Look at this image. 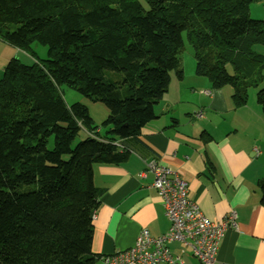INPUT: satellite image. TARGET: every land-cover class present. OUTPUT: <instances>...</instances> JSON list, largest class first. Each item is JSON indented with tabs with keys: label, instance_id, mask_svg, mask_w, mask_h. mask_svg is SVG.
Masks as SVG:
<instances>
[{
	"label": "trees",
	"instance_id": "obj_1",
	"mask_svg": "<svg viewBox=\"0 0 264 264\" xmlns=\"http://www.w3.org/2000/svg\"><path fill=\"white\" fill-rule=\"evenodd\" d=\"M263 1L0 0V40L33 59L13 58L0 79V264H93L94 165L121 163L116 140L139 135L172 75L182 81L183 36L196 74L245 106L263 82L252 46L264 44V21L249 13ZM63 85L106 105L101 127ZM256 101L264 115V87Z\"/></svg>",
	"mask_w": 264,
	"mask_h": 264
},
{
	"label": "crops",
	"instance_id": "obj_2",
	"mask_svg": "<svg viewBox=\"0 0 264 264\" xmlns=\"http://www.w3.org/2000/svg\"><path fill=\"white\" fill-rule=\"evenodd\" d=\"M25 56L0 40V77L9 61L22 62ZM183 67L182 81L172 75L155 120L139 135L116 140L125 147L124 160L93 167V184L101 191L93 216L91 250L98 257L93 264L133 248L142 229L152 237L169 231L154 176H142L150 162L178 172L208 220L221 223L236 213V226L225 231L219 244L220 264H264V203L258 187L264 180L263 111L255 100L235 106L233 89H214L196 74L195 62L189 70ZM169 247L185 264H198L183 244Z\"/></svg>",
	"mask_w": 264,
	"mask_h": 264
},
{
	"label": "built area",
	"instance_id": "obj_3",
	"mask_svg": "<svg viewBox=\"0 0 264 264\" xmlns=\"http://www.w3.org/2000/svg\"><path fill=\"white\" fill-rule=\"evenodd\" d=\"M114 145L121 152L125 150L119 142ZM146 167L142 176L148 173L154 176L153 187L163 202L170 229L159 237H152L148 230L142 229L133 248L105 257V264H185L169 247L172 243H181L190 249L198 264H220L219 244L225 231L236 226V213L230 212L221 223L208 220L190 198L189 186L178 172L156 162L146 163Z\"/></svg>",
	"mask_w": 264,
	"mask_h": 264
},
{
	"label": "rangeland",
	"instance_id": "obj_4",
	"mask_svg": "<svg viewBox=\"0 0 264 264\" xmlns=\"http://www.w3.org/2000/svg\"><path fill=\"white\" fill-rule=\"evenodd\" d=\"M249 13L252 19L254 20H259V21H264V1L261 3H256L252 4L249 9ZM184 37V49L181 54L182 58V63L183 66L187 67V69H190V65L195 62V57H194V50L193 47L189 44L187 41V38ZM253 50L255 53L259 55H264V44H254L252 46ZM33 52L36 54V56L40 60H46L48 58V49L47 47L41 45V44H34L32 46ZM25 57H23L22 62L25 65H30L33 62V59L25 53ZM228 71L230 73H236L234 70L233 66L228 64ZM184 68V67H183ZM196 68V63L195 67ZM189 72V71H188ZM262 75H263V82L260 84L259 88L264 87V68L262 69ZM174 76V74H173ZM2 76L0 77V79ZM259 88L252 87L250 88L249 91V100H255L256 101V91ZM60 92L62 96L64 97L65 101L67 104H73L76 102H80L88 107L89 112H91V117L94 119L95 124L99 127H101L102 123L107 119L109 116L106 111H108L106 105L103 103H91L87 98H85L83 95L78 93L76 90L71 89L65 85L60 87ZM82 101V102H81ZM107 114V115H106ZM103 133V130L101 131ZM78 142V140L75 142V144Z\"/></svg>",
	"mask_w": 264,
	"mask_h": 264
}]
</instances>
